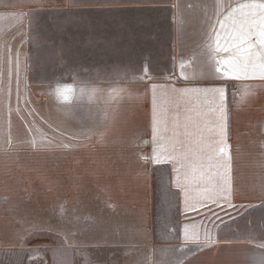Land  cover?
Wrapping results in <instances>:
<instances>
[{
	"label": "crops",
	"instance_id": "1",
	"mask_svg": "<svg viewBox=\"0 0 264 264\" xmlns=\"http://www.w3.org/2000/svg\"><path fill=\"white\" fill-rule=\"evenodd\" d=\"M243 2L165 0L164 9L155 10L164 12L168 22L162 30L168 36L164 49L171 67L162 73L30 86L35 92L45 89L56 100L66 117V135L0 136V256L35 258L78 249L158 244L151 176L154 166L165 165L178 199L175 244L194 248L177 264H264L260 246L264 244V80L226 81L214 72L207 47L210 25L224 5ZM89 5L93 4L0 0L4 129L11 127V97L28 93V14ZM221 58L227 55L221 53L217 59ZM225 83L230 193L213 203L197 193L219 180L206 148L217 139L212 132L217 101L210 95H181L173 89ZM65 85L73 89L67 100L57 93ZM154 98L161 134L187 154L183 167L175 165L179 173L171 163L152 162Z\"/></svg>",
	"mask_w": 264,
	"mask_h": 264
},
{
	"label": "rangeland",
	"instance_id": "2",
	"mask_svg": "<svg viewBox=\"0 0 264 264\" xmlns=\"http://www.w3.org/2000/svg\"><path fill=\"white\" fill-rule=\"evenodd\" d=\"M149 13L122 19L113 9L30 12L26 28L28 93L25 97H11V127L10 130L2 127L0 115V136L8 133L14 137L66 135V117L58 111V103L45 89L31 91L32 84H43L46 88L52 82L131 78L144 72L158 74L170 69L169 55L164 49L168 45L167 17L164 12L152 11L148 20ZM121 24L130 26L123 28ZM157 25L166 28L165 31L158 34ZM167 173L165 165H156L151 176L154 235L158 244L144 248L78 249L35 258L5 254L0 256V264H177L194 248L175 244L178 232L176 192L168 187Z\"/></svg>",
	"mask_w": 264,
	"mask_h": 264
},
{
	"label": "snow or ice",
	"instance_id": "3",
	"mask_svg": "<svg viewBox=\"0 0 264 264\" xmlns=\"http://www.w3.org/2000/svg\"><path fill=\"white\" fill-rule=\"evenodd\" d=\"M217 7H220L218 2ZM222 17V19H221ZM216 25H219L217 28ZM209 60L212 62L214 72L225 78L237 81L249 78L264 80V0H244L235 7L231 4L224 5V11L217 16L215 24L210 25L208 35ZM221 53L227 58L217 59ZM147 71V69H145ZM188 79L187 77H184ZM225 86L220 87H196L191 89L175 90L181 95L203 94L212 96L217 101L214 109V125L212 132L217 138L213 143L207 144L208 159L214 160V167L219 180L212 183V187L206 191L197 193L202 200H211L213 203L230 193L231 161L227 151V126L228 110L225 107ZM73 91L70 85L63 89H57V93L65 100ZM152 133L154 164L171 163L173 171L179 173L175 167L187 159V154L180 152L175 144L161 134L160 119L153 100ZM171 144V147L168 145ZM217 145L220 146L217 150ZM178 187H181L177 183ZM264 247V244L260 245Z\"/></svg>",
	"mask_w": 264,
	"mask_h": 264
},
{
	"label": "trees",
	"instance_id": "4",
	"mask_svg": "<svg viewBox=\"0 0 264 264\" xmlns=\"http://www.w3.org/2000/svg\"><path fill=\"white\" fill-rule=\"evenodd\" d=\"M165 0H113V2L109 3L105 0H89L88 2H84V4H93L89 6L82 7L85 11H109V10H116L121 14V18L127 17L133 18L138 15H144L145 12H151L155 10H163L164 7L162 4H164ZM114 4V5H112ZM123 28H127L130 25L121 24ZM132 26V25H131ZM134 27V26H132ZM159 29V30H158ZM162 30V28H157V33ZM167 179H168V173H167ZM169 189L173 190L172 187L168 183ZM176 192V191H175ZM176 204H177V210H178V199H177V193H176ZM154 241L158 242L156 240L154 235Z\"/></svg>",
	"mask_w": 264,
	"mask_h": 264
}]
</instances>
